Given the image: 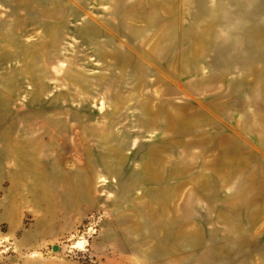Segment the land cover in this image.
<instances>
[{
    "label": "rangeland",
    "instance_id": "obj_1",
    "mask_svg": "<svg viewBox=\"0 0 264 264\" xmlns=\"http://www.w3.org/2000/svg\"><path fill=\"white\" fill-rule=\"evenodd\" d=\"M0 264H264V0H0Z\"/></svg>",
    "mask_w": 264,
    "mask_h": 264
},
{
    "label": "water",
    "instance_id": "obj_2",
    "mask_svg": "<svg viewBox=\"0 0 264 264\" xmlns=\"http://www.w3.org/2000/svg\"><path fill=\"white\" fill-rule=\"evenodd\" d=\"M56 249V248H55Z\"/></svg>",
    "mask_w": 264,
    "mask_h": 264
}]
</instances>
